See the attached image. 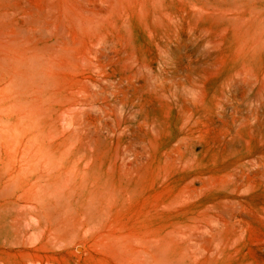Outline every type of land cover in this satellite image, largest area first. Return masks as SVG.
I'll list each match as a JSON object with an SVG mask.
<instances>
[{"label":"rangeland","instance_id":"obj_1","mask_svg":"<svg viewBox=\"0 0 264 264\" xmlns=\"http://www.w3.org/2000/svg\"><path fill=\"white\" fill-rule=\"evenodd\" d=\"M0 264H264V0H0Z\"/></svg>","mask_w":264,"mask_h":264}]
</instances>
